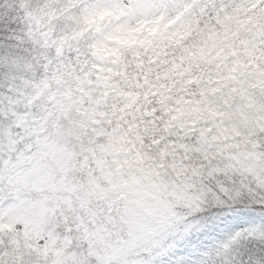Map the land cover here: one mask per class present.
<instances>
[{"label": "snow or ice", "instance_id": "6c2138e0", "mask_svg": "<svg viewBox=\"0 0 264 264\" xmlns=\"http://www.w3.org/2000/svg\"><path fill=\"white\" fill-rule=\"evenodd\" d=\"M0 264H264V0H0Z\"/></svg>", "mask_w": 264, "mask_h": 264}]
</instances>
